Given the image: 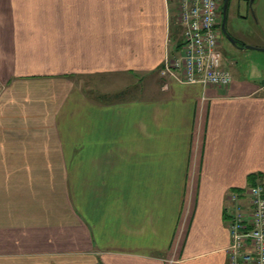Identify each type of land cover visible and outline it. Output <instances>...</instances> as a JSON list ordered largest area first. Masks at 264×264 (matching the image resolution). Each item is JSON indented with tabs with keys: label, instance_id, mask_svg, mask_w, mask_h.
<instances>
[{
	"label": "crops",
	"instance_id": "1",
	"mask_svg": "<svg viewBox=\"0 0 264 264\" xmlns=\"http://www.w3.org/2000/svg\"><path fill=\"white\" fill-rule=\"evenodd\" d=\"M177 3L0 0V264H228V196L264 182V0L228 16L226 87L161 75Z\"/></svg>",
	"mask_w": 264,
	"mask_h": 264
},
{
	"label": "built area",
	"instance_id": "2",
	"mask_svg": "<svg viewBox=\"0 0 264 264\" xmlns=\"http://www.w3.org/2000/svg\"><path fill=\"white\" fill-rule=\"evenodd\" d=\"M223 1L179 0L182 43L177 54L166 57L162 76L202 86L226 87L231 83V74L221 63L218 41ZM228 201V264H264V186L232 192Z\"/></svg>",
	"mask_w": 264,
	"mask_h": 264
},
{
	"label": "rangeland",
	"instance_id": "3",
	"mask_svg": "<svg viewBox=\"0 0 264 264\" xmlns=\"http://www.w3.org/2000/svg\"><path fill=\"white\" fill-rule=\"evenodd\" d=\"M170 1L172 2V7L176 6V8H177L178 0H170ZM252 2H253V0H230L229 5H228V9H227V17H226V29H227L229 34L231 32V29H230V20L228 19V16H230L233 13L232 19L230 18L232 20L231 23L234 25H237V26H241V24L243 25V23H242L243 19L241 17L245 16L244 14H246V11H247V13H248V11H250L249 12L250 19H252L254 17V14L251 10ZM221 8H222V6H221ZM221 15H222V11H221L220 16L218 17V22L220 24H221L220 18L222 17ZM177 26L179 27L180 32L182 33L181 26H179L178 23H177ZM231 34H232V32H231ZM218 41H219V45H220L219 47L221 48V50L225 53V55H227V57H229L231 51H233L234 48H233V46H231L230 42L224 38V36L222 35V32L220 33V30L218 32ZM167 57H169V55H167ZM88 82H87V84H88ZM89 86H91V85H89ZM257 184H261L264 186V182L254 183L250 186L257 185ZM238 191H235V192H238Z\"/></svg>",
	"mask_w": 264,
	"mask_h": 264
},
{
	"label": "water",
	"instance_id": "4",
	"mask_svg": "<svg viewBox=\"0 0 264 264\" xmlns=\"http://www.w3.org/2000/svg\"><path fill=\"white\" fill-rule=\"evenodd\" d=\"M230 0H224L223 4H222V17H221V32L222 35L224 36V38L229 41L233 46L238 47V48H243V46L241 47L240 44L228 33L227 29H226V17H227V9H228V5H229ZM246 48H253L250 46H244ZM264 51V49H259Z\"/></svg>",
	"mask_w": 264,
	"mask_h": 264
},
{
	"label": "trees",
	"instance_id": "5",
	"mask_svg": "<svg viewBox=\"0 0 264 264\" xmlns=\"http://www.w3.org/2000/svg\"><path fill=\"white\" fill-rule=\"evenodd\" d=\"M220 14H221V9H220ZM221 19V18H220ZM219 28H220V23H219Z\"/></svg>",
	"mask_w": 264,
	"mask_h": 264
},
{
	"label": "flooded vegetation",
	"instance_id": "6",
	"mask_svg": "<svg viewBox=\"0 0 264 264\" xmlns=\"http://www.w3.org/2000/svg\"><path fill=\"white\" fill-rule=\"evenodd\" d=\"M220 26H221V24H220ZM220 33H221V29H220Z\"/></svg>",
	"mask_w": 264,
	"mask_h": 264
},
{
	"label": "bare ground",
	"instance_id": "7",
	"mask_svg": "<svg viewBox=\"0 0 264 264\" xmlns=\"http://www.w3.org/2000/svg\"><path fill=\"white\" fill-rule=\"evenodd\" d=\"M228 86V85H227Z\"/></svg>",
	"mask_w": 264,
	"mask_h": 264
}]
</instances>
